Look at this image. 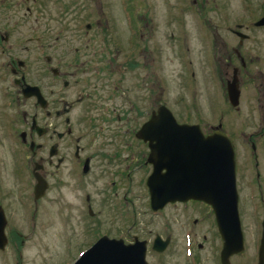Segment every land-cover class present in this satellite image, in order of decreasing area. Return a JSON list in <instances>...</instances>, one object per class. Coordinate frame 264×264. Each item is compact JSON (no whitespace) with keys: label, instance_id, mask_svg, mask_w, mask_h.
<instances>
[{"label":"flooded vegetation","instance_id":"flooded-vegetation-1","mask_svg":"<svg viewBox=\"0 0 264 264\" xmlns=\"http://www.w3.org/2000/svg\"><path fill=\"white\" fill-rule=\"evenodd\" d=\"M7 1L0 0V121L3 122L0 142L13 158L23 154L24 169L25 157L30 156L34 165L31 170L34 184L28 195L30 204H21L23 197L14 191V199L29 218L25 223L32 231L37 227L44 230V223L47 226L52 224L53 214L45 213L44 223L39 224L36 212L49 193L58 190L54 178L57 176L56 182L60 184L63 182L61 173L72 170L73 185L78 193L70 194L77 199L83 219L93 224L82 228L83 239L84 235L89 236L84 241L74 242L71 235L64 239L62 252L66 254L65 260H76L97 240L107 237L122 239L127 244L145 241L146 258L148 255L157 256L161 259L159 264H163L162 258L174 247V229L180 231L184 248L186 237H189L192 251L194 247L202 250L212 238L203 234L201 242L194 239L200 221L195 214H202L199 206L207 211L220 239L209 204L195 200L175 201L166 203L157 211L150 206L147 180L154 170L150 161L151 145L157 142L154 137L167 136L159 129L172 125L147 123L152 116H159L161 107L168 108L178 123L190 122L178 120L168 101L164 100V95L169 94L164 77H159L157 82L161 94L159 102L155 108L151 106L148 92L151 57L146 42L150 34L148 29L140 27L136 14H132L131 0L121 3L125 11L123 17L129 25L125 30L118 29L114 22L109 23L108 18L103 20L104 23L101 18L97 19L95 29L91 25L85 29H68V22L64 21L61 28L45 30L40 29L35 17V25L27 21L30 27L23 28L27 16L21 18L19 13L8 12ZM185 1L191 2L198 18L209 26L206 35L204 31L203 35L200 34L207 44L203 57L212 83V95L209 92L208 96V131L199 125L205 134L215 130L224 132L234 146L235 157L239 150L238 140H242L243 154H248L250 162L252 160L254 178L251 181L255 182V191L264 194V163L261 166L257 160L258 139L264 135V37L256 38L257 33L264 32V25H258L264 18V0H239L241 15L237 22L230 21V0H207V5L211 4L208 6L201 0ZM199 6L208 7L207 18H202L205 14ZM217 13H220L219 18L215 16ZM90 33L92 39H85L84 36H90ZM181 41L179 48L182 50L185 48L184 35ZM180 52L177 53L180 65L193 68L188 50L182 51L181 56ZM194 75L192 71L190 78ZM247 81L251 84L255 101L251 107L245 102ZM231 87L232 92L238 93L235 106L229 97ZM247 110L250 112L244 122L237 119ZM251 114L260 117L254 124L249 120ZM166 115L167 111L163 109L159 120L166 121ZM77 118L82 120L81 131L75 129ZM95 130L99 142L92 133ZM83 139L92 144L97 142L98 146L94 145V150L87 154L81 144ZM95 161L101 163L100 169L97 168L99 180L104 178L99 190L103 198H96V201L86 188ZM239 169L236 160L238 185ZM143 170L145 174H142ZM38 178L47 185L41 194L33 192ZM3 199L4 194H0V207L10 224ZM142 206L144 209H140ZM107 208L113 214H119L114 220L110 218V223L122 221V228L121 225L103 228L100 216ZM135 211L144 214V220L138 225L133 215ZM93 214L98 216L93 217ZM145 216L151 219L147 221ZM155 219H158V231L154 232L152 223ZM156 240L158 243L154 246ZM220 250L216 253V264H221ZM197 252L195 250L190 256L192 264H200Z\"/></svg>","mask_w":264,"mask_h":264},{"label":"rangeland","instance_id":"rangeland-1","mask_svg":"<svg viewBox=\"0 0 264 264\" xmlns=\"http://www.w3.org/2000/svg\"><path fill=\"white\" fill-rule=\"evenodd\" d=\"M99 1H101L100 4ZM123 1L125 0H9L7 1V7L10 9L8 12L13 13V15L19 13V17L21 18L22 15L27 16L26 18L24 17L23 28H29L30 24L35 25V17L38 18L40 29L45 30L61 28L64 21L68 22V29H85L86 24L91 25V28L95 29L97 19L101 18L104 23L103 20L108 18L109 23L114 22L118 29L125 30L129 25L123 17L125 13L121 7ZM201 1L206 6L211 5H207V0ZM168 3L171 5H168ZM238 3L239 0H230V5H228L231 22L240 20L241 12ZM27 6L30 9L26 8ZM130 6L134 9L132 10V14H136V20H139L140 27L148 29L150 34L146 42L149 44V56L151 57L148 73L150 75L148 92L152 108L157 106L161 95L158 89V78L164 77V83L169 87V94L164 95L163 98L168 101L178 120L200 124L204 131H208L207 121H209L210 117L208 96L209 92L212 95V83L208 71L209 67L206 65L203 57V51L207 44L205 40L200 38V34L203 35V31L206 35L209 27L208 24L198 18L195 11L192 10L191 4L186 3L185 0H131ZM145 7L149 8L148 11L145 10ZM199 7L202 8V13H208V7L207 9H205V6ZM220 13H217L215 16L219 18ZM206 14L202 18H207ZM27 21L30 24H27ZM4 22L8 21L4 20ZM21 27L22 25H20ZM91 34L90 36H84V38L91 40ZM182 35H184L185 39V48L181 50L179 47L182 46L180 44L182 42ZM256 35L258 39L263 38L264 32H259ZM231 43H234L232 39ZM186 50H188L189 59L193 62V68L182 67L180 60H178L177 53ZM153 58H155V61ZM192 71L195 74L194 78H190ZM244 89L246 94L245 102L248 107H251L252 104H255V101L251 95L253 90L249 81L246 82V88ZM249 112L247 110L244 115L241 114L242 116L237 117V119H242L244 122ZM249 118L252 124H254L260 117L251 114ZM77 120L75 129L76 131H81L83 129L82 120L80 118H77ZM2 124L3 122L0 121V125ZM92 133L96 136L95 141L99 142L100 138L97 137V131ZM238 141L239 150L236 160L240 168L238 170L240 176L238 185L239 212L242 232L244 234L245 250L239 255L231 256L229 261L230 264H257L261 220H263L264 216V194L255 191V182L251 181L254 178L252 160L250 162L249 155L243 154L242 150H244L245 146L242 144V140ZM97 142L92 144L88 139L81 140V144L85 147L87 154H90L94 150V145L98 146L96 145ZM258 145L259 148L257 150L259 154L257 160L262 166V163H264V135L258 139ZM247 150L249 153V148ZM14 158L0 142V194H4L3 203L10 221V224H8L5 211L1 208L8 228L4 230L6 248L0 251V264H68L71 260H65L67 259L66 254L62 252V249H64V239L71 235L72 240L79 243L83 239L82 228L84 225L89 226L93 224L88 219H83V211L78 206L77 199L70 194V192L78 193L74 188L72 180L74 172L70 170L69 173H61L60 177L63 178V182L60 184L56 182L57 176L54 178L58 190L51 191L47 198L42 201L41 206L36 212L39 224L44 223L45 213L47 215L53 214L52 224L47 226L44 223L46 225L44 230L37 227L32 231L30 225L25 223L29 218H26L25 214L22 213V210L17 205V201L14 199V191H18L19 195L23 197L21 204H30L28 195L31 194L34 184L32 181L33 176H31V170L34 165L30 156L25 157V169L22 165L23 154L14 155ZM16 161L18 162L17 167H15ZM100 164L97 161L93 163V173L88 176L86 181V188L94 201H96V198H103L99 194V190L101 188V181L104 178H101L100 181L97 175V172H100L97 170V168L100 169ZM145 172L143 170L142 174H145ZM136 177L139 179L138 175ZM262 185L264 186V179ZM33 192L35 193V189ZM103 200L106 201L107 199ZM97 205L98 203L94 205L93 212L96 210ZM140 209H144V207L142 206ZM198 210L202 214H195L200 221L196 225L194 239L201 242V236L206 234L207 236L211 235L212 241L206 243L202 250L194 247L192 251L189 246L190 238L186 237L184 248L180 231L174 229L176 235L173 242L174 245H172L174 247L162 258L163 264H192L190 256H192L191 254L195 250L198 251L196 255L199 257L200 264H216V253L222 247V240L218 238L207 211L200 206ZM133 215L136 225L144 220L143 212L135 211ZM97 216L93 214V217ZM117 217H119V214L116 212L113 214L107 208L100 216L103 221V228H107V226L115 228L117 225H121L120 228H122L124 226V222L122 221L110 223V218L114 220ZM150 219L148 216H145V220L149 221ZM152 227L154 232L158 231V219L154 220ZM162 230L163 227H161V232ZM75 237L78 239L76 240ZM88 237L84 235L83 241ZM23 239L25 240L24 243L21 242ZM160 260V258L154 255L147 256V261L150 264H159Z\"/></svg>","mask_w":264,"mask_h":264},{"label":"water","instance_id":"water-1","mask_svg":"<svg viewBox=\"0 0 264 264\" xmlns=\"http://www.w3.org/2000/svg\"><path fill=\"white\" fill-rule=\"evenodd\" d=\"M264 23V21L262 22ZM231 100L238 94L232 93ZM153 117L149 125H172L162 130L167 136L155 138L151 145L154 172L148 179L151 207L158 210L170 201H203L212 206L218 231L223 240L221 264L244 250L243 233L238 212V193L234 150L221 131L204 135L198 125H178L170 113L166 121ZM160 130V129H159ZM37 179L35 192L44 191ZM39 195V194H38ZM257 264H264V220ZM5 219L0 211V249L6 245ZM158 241H155L154 246ZM74 264H148L145 242L126 245L121 240L101 239Z\"/></svg>","mask_w":264,"mask_h":264}]
</instances>
